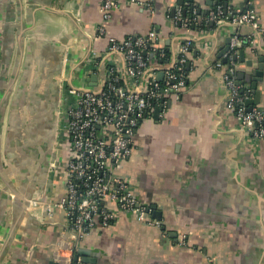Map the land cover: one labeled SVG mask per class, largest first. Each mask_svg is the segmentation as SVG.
I'll list each match as a JSON object with an SVG mask.
<instances>
[{
  "label": "crops",
  "instance_id": "0c3cea01",
  "mask_svg": "<svg viewBox=\"0 0 264 264\" xmlns=\"http://www.w3.org/2000/svg\"><path fill=\"white\" fill-rule=\"evenodd\" d=\"M210 1L214 0H185V7L210 11L214 6ZM101 2L0 0V181L6 185H21L10 158L8 130L33 46L66 44L62 113L72 98H65L70 79L78 87L95 88L102 82L101 66L94 83L85 84V72L91 67V54L85 58L86 34L93 36V48L99 51L108 44L107 36L97 35ZM229 3L230 7L255 9L264 25V0ZM177 5L179 0H156L152 14L144 6L122 0L106 25L108 33L119 39L147 34L158 25L166 33L162 44L171 51L185 38L193 41L195 67L187 88L171 100L164 115L157 118L154 111L139 124L132 152L119 169L131 180L138 198L161 211V219L153 214L161 226L139 221L130 213H122L111 226L97 224L75 249L78 264H264V139H251L239 127L234 109L227 106L231 92L223 79L226 66L216 67L218 61L223 62L220 53L229 36L240 37L245 59L264 57V37L248 24L204 22L189 28L172 27ZM7 36L13 41L5 61ZM104 57L122 62L120 55ZM237 65L252 69L240 56ZM153 67L163 66L156 61ZM258 77L260 103L264 104V68ZM240 82L252 88L248 78ZM250 93L254 98L255 93ZM59 156L57 162L65 157L63 149ZM64 174L36 176L35 193L50 194L45 199L58 196L64 189ZM36 211L38 217L20 211L6 191L0 190V264L62 263L70 253L66 239H61L64 214L58 210L51 217L42 205ZM182 235L185 243L180 242Z\"/></svg>",
  "mask_w": 264,
  "mask_h": 264
},
{
  "label": "built area",
  "instance_id": "2783aa9c",
  "mask_svg": "<svg viewBox=\"0 0 264 264\" xmlns=\"http://www.w3.org/2000/svg\"><path fill=\"white\" fill-rule=\"evenodd\" d=\"M121 1L102 0L100 4L97 35L107 36L108 44L104 51L92 49L91 67L85 75L99 74L105 55H120L122 62L117 57L105 61L102 82L95 88L69 86L65 89V98H72H68L70 101L61 113L60 148L65 157L60 160L59 167L65 172L64 189L43 204L51 217L58 210L65 217L61 239H66V249L70 253L64 256L62 264L74 263L80 240L92 233L97 224L111 226L122 213L161 226V220L153 216V208L138 198L131 180L119 169L132 152L139 124L156 107H160V116L164 115L171 100L179 98L187 88L190 71L195 67L192 62L194 46L192 39H183L172 61L171 49L162 44L166 33L158 25L147 34H131L123 39L109 34L106 25ZM129 1L155 14L156 0ZM171 22L172 27L186 28L204 22L248 24L264 37V25L259 12L253 8L226 7L217 3L201 17L196 6L177 5ZM240 42L239 36L231 37L228 63L218 61L216 67L226 66L223 79L231 92L227 106L234 109L239 127L251 139H264V104L258 103L248 109L246 100L251 98L250 90L236 76ZM153 59L163 66L161 79L159 68L153 67ZM33 204L37 206L39 200ZM185 237L182 235L180 242L185 243Z\"/></svg>",
  "mask_w": 264,
  "mask_h": 264
},
{
  "label": "water",
  "instance_id": "95a60500",
  "mask_svg": "<svg viewBox=\"0 0 264 264\" xmlns=\"http://www.w3.org/2000/svg\"><path fill=\"white\" fill-rule=\"evenodd\" d=\"M248 1L249 0H240L242 4ZM179 2L180 5L183 6L186 4L185 0H179ZM210 2H214L215 6L218 3V0ZM229 4V0H225L224 5L227 7ZM240 8L243 9V6ZM184 12H186V9H184ZM208 12V10H199L201 15ZM74 20L78 25V19L74 17ZM214 24L215 23L212 22V25ZM192 27H195V25ZM86 36L88 38V49L85 58L88 59L93 49L94 41L91 34H86ZM12 41L13 40H11L10 37H6V52H4L5 61L9 60ZM166 42H169V40ZM39 45L40 43L33 46L31 54L26 61V68L23 77H21L22 79L19 83L16 98L18 104L17 107H15L8 130L9 143L12 149L10 158L17 177L21 179V185L16 188L11 185V183L10 186H8L4 181H0V190L6 191L10 201L13 202L18 209L20 208V211L28 212L34 217H38L36 210L40 208L41 205L43 206V212L48 215V211L43 204L45 201L49 200L45 198L50 196V194L43 195L41 193H35V181L36 176L37 178H40L43 175L49 174L51 166L57 157L58 137L61 123V100L64 87L61 73L63 70L66 47V44L64 45L57 41L45 42L37 48ZM230 48L231 36L228 37L226 45L222 48L220 53V56H223L224 63H228L227 53ZM36 49L37 52L35 51ZM176 50L177 46L172 50V61H174L176 57ZM238 56H240L241 61H246L247 65L252 67L250 71H246V69H239L240 65H237L238 75H236L239 82L240 79L244 78H248L249 81H251L252 88L249 90L255 93V97L246 100L248 109H251L254 103L258 104L261 102V91L258 89L257 80L259 78L258 76L263 74L264 57L258 56L256 59H245V51L242 48L239 49ZM238 56L235 55V59H237ZM105 61L106 57L102 60V66ZM246 72H249L252 78H249L250 76ZM163 76L164 71L159 69L158 77L161 79ZM96 78V74L87 77V82L85 84L91 86L94 83L93 80H96ZM69 81L70 86L80 89L82 88L74 85L71 79ZM159 113L160 107H156L155 116L157 118H159ZM4 179L6 182L8 181L6 178ZM35 200H39L37 206H34L33 204ZM11 207L9 210H11ZM151 207L154 210V216L161 219V211L157 210V206L152 205ZM4 253L5 248L2 250V255ZM79 260V254L75 253L73 264H78ZM54 263L62 264L56 260Z\"/></svg>",
  "mask_w": 264,
  "mask_h": 264
},
{
  "label": "flooded vegetation",
  "instance_id": "af4514ba",
  "mask_svg": "<svg viewBox=\"0 0 264 264\" xmlns=\"http://www.w3.org/2000/svg\"><path fill=\"white\" fill-rule=\"evenodd\" d=\"M33 130V129H32ZM58 149H57V157L55 158V161H54V163L52 164V166H51V169H50V171H49V174H50V177H52V175H54V173L57 175V176H60L61 175V173L63 172L62 171V169H60L59 168V162H57L58 161V159L60 158V150H62V148H60V144L58 143V147H57ZM57 162V163H56ZM50 179H52V178H50Z\"/></svg>",
  "mask_w": 264,
  "mask_h": 264
},
{
  "label": "trees",
  "instance_id": "16d2710c",
  "mask_svg": "<svg viewBox=\"0 0 264 264\" xmlns=\"http://www.w3.org/2000/svg\"><path fill=\"white\" fill-rule=\"evenodd\" d=\"M223 4L224 5V3H225V0H218V4ZM195 24V26H199L200 24L199 23H193V24H191V27L193 26ZM197 24V25H196Z\"/></svg>",
  "mask_w": 264,
  "mask_h": 264
},
{
  "label": "rangeland",
  "instance_id": "374dc122",
  "mask_svg": "<svg viewBox=\"0 0 264 264\" xmlns=\"http://www.w3.org/2000/svg\"><path fill=\"white\" fill-rule=\"evenodd\" d=\"M74 99V98H73Z\"/></svg>",
  "mask_w": 264,
  "mask_h": 264
}]
</instances>
